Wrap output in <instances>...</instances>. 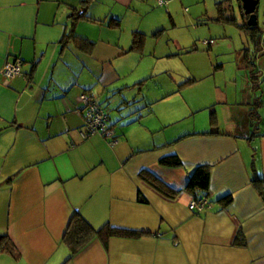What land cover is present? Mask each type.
<instances>
[{
  "label": "crops",
  "instance_id": "crops-1",
  "mask_svg": "<svg viewBox=\"0 0 264 264\" xmlns=\"http://www.w3.org/2000/svg\"><path fill=\"white\" fill-rule=\"evenodd\" d=\"M163 1L0 0V70L21 61L18 76L0 73V233L21 254L10 262L264 264V204L252 183L264 179V24L256 44L237 0L225 7L239 32L218 16L207 25L205 1L190 0L191 36L169 38L176 11ZM198 22L207 30L196 33ZM134 32L143 42L130 49ZM81 94L106 110L114 144L82 137ZM169 155L181 167L159 164ZM203 165L211 203L194 213L185 187ZM74 212L141 236H112L107 247L94 237L64 262Z\"/></svg>",
  "mask_w": 264,
  "mask_h": 264
},
{
  "label": "trees",
  "instance_id": "trees-1",
  "mask_svg": "<svg viewBox=\"0 0 264 264\" xmlns=\"http://www.w3.org/2000/svg\"><path fill=\"white\" fill-rule=\"evenodd\" d=\"M228 2L229 0H223V1L218 2L216 4L217 12H218L219 20L221 19L222 21L231 22L233 21V16L229 15V13L228 15L226 14L227 9L225 7V4ZM237 2L241 6L240 0H237ZM157 3H158V0H157ZM165 4H166V1H165ZM162 5L164 4H161L159 6H162ZM78 14L79 15L77 16L80 17L81 13H78ZM245 19L247 20V15ZM114 23L117 24L118 22L114 20ZM257 24L255 26H248L246 23L241 25L242 29L249 32L250 38H252L254 43L256 44L258 43V34L260 33V31H258ZM72 37L74 41L77 42V45H79V48L82 49L84 52L90 54L93 51V48L95 45L94 42L78 38L77 36H72ZM143 37H144L143 34L140 32L132 33V43H131L130 49L139 48L143 42ZM68 39L69 38H63L62 44H65L68 41ZM210 41L211 43L213 42V40H210ZM85 95L91 100L96 101L93 95H88V94H85ZM97 104L104 112V115L106 117V125L112 131V135L110 136L111 138L113 137L112 141H116L114 138L113 129L111 128L109 124V118H108V114L106 110L102 106H100L98 102ZM83 122H84V117H83ZM214 124H215V119L213 116H211V126H214ZM216 131H217L216 128L212 127L209 133H214V132L216 133ZM159 164L162 166H166V167H181L182 165L177 155H169V156L162 157L159 160ZM210 171H211L210 166L203 165V166L195 167L190 172H188V179H187L185 189L189 193L193 194L192 198H199V197L208 198ZM149 183L155 189H157V191H159L161 194H165V195L169 194L170 196H173L174 194H176L175 191L170 190L165 184H163L160 180H158L154 176L149 175ZM252 183L254 187L257 189V191L259 192V195L264 204V179L256 176L253 178ZM112 236L140 237L141 232L136 231V230L124 229L120 227L111 226L109 223H104L103 225L99 227H94L81 214H79L78 212H74L71 215L69 222L67 223V226L61 237V241L69 249V256L64 262L68 261L71 258V256H73L76 252L81 250L92 238L98 237L103 242L104 246L107 247L108 239ZM239 240L242 242L243 236L239 237ZM1 253L8 254L11 258L15 260H18L21 256L18 247L16 246L12 238L7 233H0V254Z\"/></svg>",
  "mask_w": 264,
  "mask_h": 264
},
{
  "label": "rangeland",
  "instance_id": "rangeland-1",
  "mask_svg": "<svg viewBox=\"0 0 264 264\" xmlns=\"http://www.w3.org/2000/svg\"><path fill=\"white\" fill-rule=\"evenodd\" d=\"M202 1H205L204 4H206V7H207L206 10L208 11L207 14L205 15V17L203 18L205 20V23L207 25L212 24V25L217 26L218 22L214 18H216L218 16L216 4L218 3L219 0H201V2ZM156 2H157V0H156ZM191 6H193V4H192V1H190V0H183L182 3H181V0H174V3L169 2V10L176 11V15L174 16V24H172L169 20V29L166 31V34L169 35V38H187L186 37L187 35L191 36V33H192L190 30L191 25L188 24V26H187V24L184 23L185 22L184 14H186L187 12L190 11ZM173 8H175V9H173ZM236 9H237L236 11H238V6ZM255 13H256V16L258 19V27H261L264 24V0L260 1V4L258 5V8L256 9ZM229 15H231V12H229ZM231 16H233V15H231ZM223 23H226V24L233 26V28H235L238 31V28H236L234 26L233 22H231V23L223 22ZM223 23H222L221 27L226 25ZM195 26H198V27H196V30H195ZM201 28H202V30H207V26L203 25L201 22H198L197 24H194L192 26V29L196 33H198L201 30ZM162 32L163 31L161 30L160 34H163ZM227 33H228V36L231 37V29H227ZM236 34H237L236 31L233 32V36L235 39L238 40L239 38H241L239 34H237V35ZM235 35H236V37H235ZM153 36H156V35H153ZM195 38H200L202 40L203 35L199 36L197 34V36ZM148 39L151 40V38H148ZM200 39L197 41V43L201 42ZM203 42L204 43H206V42L211 43L210 40H204ZM180 94H182V93H180ZM184 95L187 98L190 97V93L188 91H185ZM179 96L182 97V95H179ZM181 123H184V121H181ZM11 259H13V258H11L8 254H5V253L0 254V264H14L13 260L10 262Z\"/></svg>",
  "mask_w": 264,
  "mask_h": 264
},
{
  "label": "built area",
  "instance_id": "built-area-1",
  "mask_svg": "<svg viewBox=\"0 0 264 264\" xmlns=\"http://www.w3.org/2000/svg\"><path fill=\"white\" fill-rule=\"evenodd\" d=\"M158 4H165L163 0H158ZM21 61L16 59L11 62H6L0 70L1 75L6 79H11L20 74ZM80 101L84 110V122L82 137L87 138L93 134H99L105 137H110L112 131L106 125V117L97 102L88 98L85 94H81ZM112 141L111 144H114ZM210 200L207 197L191 198L188 203V209L194 213H200L210 207Z\"/></svg>",
  "mask_w": 264,
  "mask_h": 264
},
{
  "label": "water",
  "instance_id": "water-1",
  "mask_svg": "<svg viewBox=\"0 0 264 264\" xmlns=\"http://www.w3.org/2000/svg\"><path fill=\"white\" fill-rule=\"evenodd\" d=\"M240 2L244 14L247 15L246 24L248 26H255L257 23L255 9L259 0H240Z\"/></svg>",
  "mask_w": 264,
  "mask_h": 264
}]
</instances>
